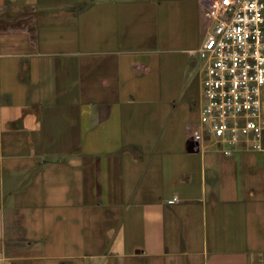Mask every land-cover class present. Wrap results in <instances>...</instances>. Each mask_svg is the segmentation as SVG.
Returning <instances> with one entry per match:
<instances>
[{
	"label": "crops",
	"instance_id": "1",
	"mask_svg": "<svg viewBox=\"0 0 264 264\" xmlns=\"http://www.w3.org/2000/svg\"><path fill=\"white\" fill-rule=\"evenodd\" d=\"M207 1L0 0V264H264V140L194 139Z\"/></svg>",
	"mask_w": 264,
	"mask_h": 264
},
{
	"label": "built area",
	"instance_id": "2",
	"mask_svg": "<svg viewBox=\"0 0 264 264\" xmlns=\"http://www.w3.org/2000/svg\"><path fill=\"white\" fill-rule=\"evenodd\" d=\"M206 9L212 31L198 51L203 102L194 139H210L226 155L242 146L261 150L264 0H208Z\"/></svg>",
	"mask_w": 264,
	"mask_h": 264
},
{
	"label": "rangeland",
	"instance_id": "3",
	"mask_svg": "<svg viewBox=\"0 0 264 264\" xmlns=\"http://www.w3.org/2000/svg\"><path fill=\"white\" fill-rule=\"evenodd\" d=\"M207 23H209V19H207ZM211 28V27H210ZM210 31H212V28H211V30Z\"/></svg>",
	"mask_w": 264,
	"mask_h": 264
}]
</instances>
